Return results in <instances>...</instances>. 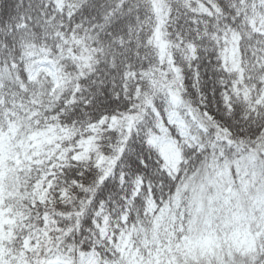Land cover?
I'll use <instances>...</instances> for the list:
<instances>
[{"label": "snow or ice", "instance_id": "obj_1", "mask_svg": "<svg viewBox=\"0 0 264 264\" xmlns=\"http://www.w3.org/2000/svg\"><path fill=\"white\" fill-rule=\"evenodd\" d=\"M0 264H264V0H0Z\"/></svg>", "mask_w": 264, "mask_h": 264}]
</instances>
